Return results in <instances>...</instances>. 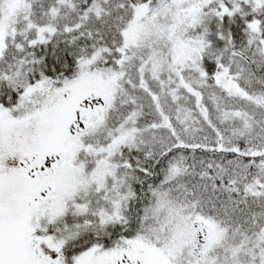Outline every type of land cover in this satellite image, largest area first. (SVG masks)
<instances>
[{
	"label": "snow or ice",
	"instance_id": "1",
	"mask_svg": "<svg viewBox=\"0 0 264 264\" xmlns=\"http://www.w3.org/2000/svg\"><path fill=\"white\" fill-rule=\"evenodd\" d=\"M0 264H264V0H0Z\"/></svg>",
	"mask_w": 264,
	"mask_h": 264
}]
</instances>
